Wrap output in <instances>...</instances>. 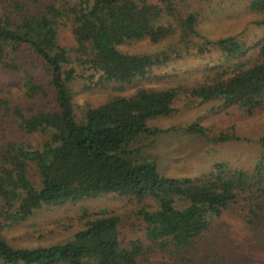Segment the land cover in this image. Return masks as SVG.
<instances>
[{
  "label": "trees",
  "instance_id": "1",
  "mask_svg": "<svg viewBox=\"0 0 264 264\" xmlns=\"http://www.w3.org/2000/svg\"><path fill=\"white\" fill-rule=\"evenodd\" d=\"M184 1L79 0L76 5L60 6L42 0H0V67L19 70L27 66L25 86L38 105L25 115L0 98V114L13 116L27 133L44 137L39 149L0 139L2 264H134L145 247L171 264H219L222 259L216 253V242L220 228L215 221L233 204L240 205L248 229L264 234V151L250 172L218 175L214 180L163 175L155 161L141 158L142 146L131 147L138 138L160 132L148 121L171 115L181 91L202 101L223 97L226 106L248 111L257 107L264 96V42L256 45L259 57L253 63L242 64L229 75L211 77L190 88H139L131 95H116L97 106L84 107L77 116L70 87L73 72L63 69L69 52L81 66L109 80L143 76L151 67L170 60L174 45L152 55L125 52L120 46L142 39L159 43L176 36L183 41L195 33L200 12L187 10ZM246 1L249 9L264 11V0ZM60 27L70 31L73 48L58 43ZM204 44L230 57L246 51L234 37ZM6 58L15 61L9 64ZM184 129L203 132L198 123ZM226 138L223 135L220 140ZM258 142L264 148V134ZM30 164L36 169L37 186L29 178ZM106 194L154 200V210L140 212L150 244L140 240L124 243L119 217L113 214L88 220L72 241L63 244L14 249L3 235L4 229L44 205ZM175 197L186 199L187 204L175 206ZM257 247L264 249L262 244Z\"/></svg>",
  "mask_w": 264,
  "mask_h": 264
},
{
  "label": "rangeland",
  "instance_id": "2",
  "mask_svg": "<svg viewBox=\"0 0 264 264\" xmlns=\"http://www.w3.org/2000/svg\"><path fill=\"white\" fill-rule=\"evenodd\" d=\"M42 1L62 6L76 5L79 0ZM184 4L187 10L198 9L200 17L195 33L186 36L183 41H179V36H176L159 43L142 39L120 46L125 52L152 55L164 50L169 44L174 45L175 52L171 54L170 60L151 67L143 76L131 81L109 80L101 72L81 66L75 60L74 53L69 52V60L63 69L73 72L70 87L77 116H80L84 107L97 106L116 95H131L139 88H190L211 77L229 75L240 65L251 64L259 57L256 45L264 42V25L260 24L264 20V11L249 9L246 0H186ZM224 37H234L244 44L246 51L230 57L218 48L205 47L204 43ZM57 41L67 48L75 45L66 27L58 29ZM6 61L12 64L10 61L15 60L6 58ZM16 63L23 65L21 62ZM28 76L27 66L19 70L0 67V98L8 105L18 107L25 115L36 111L38 106L27 93L25 82ZM173 109L169 116L148 121L150 126L160 129L156 136H143L131 144L132 148L142 146L141 158L155 161L159 173L163 175L215 180L218 175L224 177V174L233 172H250L264 151L258 142L264 134V96L257 107L248 111L237 105L226 106L223 97L202 101L188 97L181 91ZM192 123L201 125L203 132L194 133L184 129ZM223 135L228 138L220 140ZM0 139L39 149L44 137L27 133L13 116L0 114ZM35 170L30 164L29 178L37 186L39 180ZM186 204V199L175 197V206L184 207ZM239 206L231 205L222 218L215 221L216 227L220 228L216 242V253L222 259L219 264H264V249L257 247L258 244L264 245V234L261 230L248 229L244 212ZM155 208L156 203L151 198L138 201L117 194L68 201L60 205H44L26 220L4 229L3 235L14 249L63 244L72 241L74 233L84 227L88 220L113 214L119 217V233L124 243L140 240L143 244H150L146 238L147 225L140 212ZM208 236H212V233ZM195 258L198 261V256ZM134 264L171 263L153 249L145 247Z\"/></svg>",
  "mask_w": 264,
  "mask_h": 264
}]
</instances>
